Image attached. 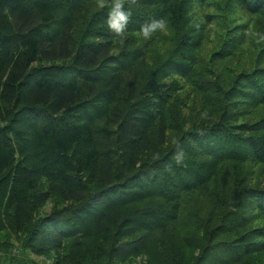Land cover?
I'll return each mask as SVG.
<instances>
[{"label": "trees", "instance_id": "trees-1", "mask_svg": "<svg viewBox=\"0 0 264 264\" xmlns=\"http://www.w3.org/2000/svg\"><path fill=\"white\" fill-rule=\"evenodd\" d=\"M108 12L0 0V264H264V0H138L122 45Z\"/></svg>", "mask_w": 264, "mask_h": 264}, {"label": "clouds", "instance_id": "clouds-1", "mask_svg": "<svg viewBox=\"0 0 264 264\" xmlns=\"http://www.w3.org/2000/svg\"><path fill=\"white\" fill-rule=\"evenodd\" d=\"M95 4L101 9L105 7L109 9L106 20L107 29L113 34L114 38L119 39L122 45L131 21V9L138 4V0H95ZM167 27L168 22L166 18L152 19L150 22H146L140 26L138 37L144 40H151L156 33L166 31ZM245 36L251 37L256 44L264 43V34L262 33L249 29L245 31ZM179 162L180 159L177 158V163Z\"/></svg>", "mask_w": 264, "mask_h": 264}, {"label": "rangeland", "instance_id": "rangeland-1", "mask_svg": "<svg viewBox=\"0 0 264 264\" xmlns=\"http://www.w3.org/2000/svg\"><path fill=\"white\" fill-rule=\"evenodd\" d=\"M217 28H218V26L215 23H213V24H209V26L206 29L207 34H209L210 38L207 39L206 42L204 43V48H206L208 51H210L212 48L217 47L220 43V38L218 36V29ZM164 32L169 33L168 29H166V31H164ZM159 44H160V46L158 48H168V46H169V43L166 42V40L160 42ZM252 170L254 172L252 181L253 182H259L260 181V183L264 185V169L259 164H252V168H247V171L251 172ZM54 205H55V201H54V199L51 198L45 203V205L43 207L38 209V211H40V213H42V214L47 213V212L49 213V211L52 210ZM254 223L257 225L258 224H264V216L255 220ZM3 232L6 233L5 230H3ZM30 254L32 257H34L36 259L35 264H48V261L46 263V260L44 259L45 257L43 255L37 256L33 253H30ZM50 258L52 260L55 259L54 254L52 256H50ZM141 259H142L141 255L133 256L125 264H140ZM255 260L257 261V263H264V252L257 254V257H255V259H253L252 262H254Z\"/></svg>", "mask_w": 264, "mask_h": 264}, {"label": "built area", "instance_id": "built-area-1", "mask_svg": "<svg viewBox=\"0 0 264 264\" xmlns=\"http://www.w3.org/2000/svg\"><path fill=\"white\" fill-rule=\"evenodd\" d=\"M18 250V248H16Z\"/></svg>", "mask_w": 264, "mask_h": 264}]
</instances>
